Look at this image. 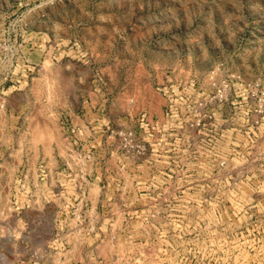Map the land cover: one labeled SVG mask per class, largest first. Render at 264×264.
I'll return each mask as SVG.
<instances>
[{
  "label": "rangeland",
  "instance_id": "374dc122",
  "mask_svg": "<svg viewBox=\"0 0 264 264\" xmlns=\"http://www.w3.org/2000/svg\"><path fill=\"white\" fill-rule=\"evenodd\" d=\"M0 264H264V0H0Z\"/></svg>",
  "mask_w": 264,
  "mask_h": 264
},
{
  "label": "built area",
  "instance_id": "2783aa9c",
  "mask_svg": "<svg viewBox=\"0 0 264 264\" xmlns=\"http://www.w3.org/2000/svg\"><path fill=\"white\" fill-rule=\"evenodd\" d=\"M3 98H0V110L3 109V106H4V102H3Z\"/></svg>",
  "mask_w": 264,
  "mask_h": 264
}]
</instances>
